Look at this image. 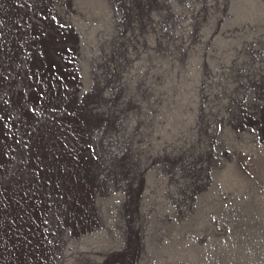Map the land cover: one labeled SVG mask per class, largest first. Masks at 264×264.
Here are the masks:
<instances>
[{
  "label": "rangeland",
  "instance_id": "1",
  "mask_svg": "<svg viewBox=\"0 0 264 264\" xmlns=\"http://www.w3.org/2000/svg\"><path fill=\"white\" fill-rule=\"evenodd\" d=\"M0 264H264V0H0Z\"/></svg>",
  "mask_w": 264,
  "mask_h": 264
}]
</instances>
